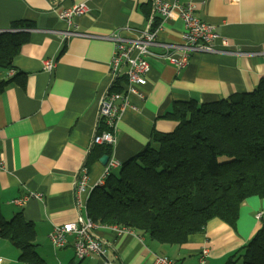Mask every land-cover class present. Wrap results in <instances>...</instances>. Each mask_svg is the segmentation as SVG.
Listing matches in <instances>:
<instances>
[{
    "label": "crops",
    "instance_id": "obj_1",
    "mask_svg": "<svg viewBox=\"0 0 264 264\" xmlns=\"http://www.w3.org/2000/svg\"><path fill=\"white\" fill-rule=\"evenodd\" d=\"M160 1L192 4L195 16L214 26L228 45L217 41L219 53L195 54L180 70L165 60L150 58L148 82L138 88L144 97L130 95V105L117 123L116 144L104 165L105 155L89 162L96 147L93 139L105 130L98 123L100 104L108 92L123 90L126 79L120 87L114 86L110 63L115 46L102 37L118 31L123 37H137L136 32L148 28L155 17L158 40L179 44L185 27L179 10L164 19L153 16L150 0H0V34L12 32L17 22L32 26L20 30L28 33L29 42L15 57L13 70L0 68V82L14 80L0 93V150L6 161V171L0 172L1 211L6 220L22 214L33 223L37 252L46 264H105L96 255L78 260L72 237L61 249L49 238L56 226L90 218L88 201L86 209L76 207L75 184L82 167L88 168L89 186H96L110 162L119 163L113 169L117 173L152 143L154 133L176 129L177 122L165 116L177 103L225 100L254 91L264 78V0ZM83 3L88 13L76 16L71 25L60 19L59 9ZM149 3L147 17L141 7ZM74 29L91 37L61 34ZM46 60L54 63L51 72L45 70ZM29 195L40 197L15 204ZM263 225L264 199L252 197L242 204L235 227L213 219L203 233L179 246L162 245L131 229L118 235L108 228L112 226L99 225L96 234L110 245L106 260L111 264H155L156 257L162 256L174 264H224ZM19 255L9 241L0 240L3 264H24Z\"/></svg>",
    "mask_w": 264,
    "mask_h": 264
},
{
    "label": "trees",
    "instance_id": "obj_2",
    "mask_svg": "<svg viewBox=\"0 0 264 264\" xmlns=\"http://www.w3.org/2000/svg\"><path fill=\"white\" fill-rule=\"evenodd\" d=\"M150 7H141L147 17ZM157 26L154 21L152 28ZM31 27L17 22L12 32L0 34L1 69L13 70L29 42L20 30ZM13 81L0 82V93ZM165 117L177 122L176 129L154 133L143 152L96 187L88 216L98 225L139 231L167 246L187 243L213 219L235 227L246 200L264 199V78L254 91L218 102H179ZM111 154V146H96L89 162ZM0 240L18 249L24 264H46L37 252L33 223L22 214L6 220L1 203ZM224 264H264V225Z\"/></svg>",
    "mask_w": 264,
    "mask_h": 264
},
{
    "label": "built area",
    "instance_id": "obj_3",
    "mask_svg": "<svg viewBox=\"0 0 264 264\" xmlns=\"http://www.w3.org/2000/svg\"><path fill=\"white\" fill-rule=\"evenodd\" d=\"M153 6V16L160 15L164 19H168L173 10L178 9L181 18L184 21V31L181 34V43L169 44L160 42L157 36V30L152 28L154 18L150 21V26L139 32H136L137 37H123L121 31L115 32L102 39L110 40L114 43V55L110 63V75L114 82V86L120 87L123 78L126 83H123V90L108 92L101 101L98 123L105 127V130L100 131L93 139V145H107L114 147L116 144L115 131L118 121L122 118L127 107L130 105V95H136L139 99L144 97L139 91V87L147 84V77L150 72V58H158L169 62L177 69L187 67L191 61V57L195 54H215L219 53L216 49L217 41L228 45L226 39L221 37L216 28L210 24L199 20L194 12L195 8L192 4L189 5H170L160 0H150ZM86 3L73 6L71 8L59 9V17L67 25H71L76 16H82L88 13ZM128 33L131 30H126ZM65 37H87L91 35L74 30H67L61 33ZM54 68L52 60L45 61V70L51 72ZM119 166L118 162H110L106 167L102 180L96 186H89V171L87 167H82L78 173V179L75 184L76 207L78 210L86 209V203L90 199L93 190L103 184V181L109 177L114 168ZM6 171V161L3 158L0 150V172ZM31 197L39 198V195H29L23 199H18L15 204L24 205ZM262 214L257 215V219H261ZM99 225L93 222L90 218L81 219L79 222L56 226L50 233L49 238L55 248H64L69 238L74 239V248L76 258L84 260L91 255L102 257L105 264H111L106 260L108 258V247L101 240L96 230ZM109 229L115 231L118 235L128 232L129 230L122 227L112 226ZM208 251L203 252V256H207ZM203 262V259H202ZM4 263V259L0 258V264ZM155 264H174L168 257H156Z\"/></svg>",
    "mask_w": 264,
    "mask_h": 264
},
{
    "label": "water",
    "instance_id": "obj_4",
    "mask_svg": "<svg viewBox=\"0 0 264 264\" xmlns=\"http://www.w3.org/2000/svg\"><path fill=\"white\" fill-rule=\"evenodd\" d=\"M109 159H110V158H109L108 156H104V157L101 159V163L104 164V165H106V164L108 163Z\"/></svg>",
    "mask_w": 264,
    "mask_h": 264
},
{
    "label": "rangeland",
    "instance_id": "obj_5",
    "mask_svg": "<svg viewBox=\"0 0 264 264\" xmlns=\"http://www.w3.org/2000/svg\"><path fill=\"white\" fill-rule=\"evenodd\" d=\"M112 172H113V171H112ZM112 172H111V173H112ZM109 176H110V175H109ZM106 179H107V178H106ZM106 179H105V180H106ZM105 180L103 181V184H104ZM103 184H102V185H103ZM102 185H99V186H102ZM99 186H97V187H99Z\"/></svg>",
    "mask_w": 264,
    "mask_h": 264
}]
</instances>
